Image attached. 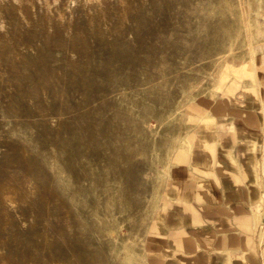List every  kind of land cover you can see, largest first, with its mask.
Returning a JSON list of instances; mask_svg holds the SVG:
<instances>
[{
  "label": "rangeland",
  "instance_id": "1",
  "mask_svg": "<svg viewBox=\"0 0 264 264\" xmlns=\"http://www.w3.org/2000/svg\"><path fill=\"white\" fill-rule=\"evenodd\" d=\"M79 1L0 0V264H152L172 170L243 110L264 173V0Z\"/></svg>",
  "mask_w": 264,
  "mask_h": 264
},
{
  "label": "crops",
  "instance_id": "2",
  "mask_svg": "<svg viewBox=\"0 0 264 264\" xmlns=\"http://www.w3.org/2000/svg\"><path fill=\"white\" fill-rule=\"evenodd\" d=\"M243 111L172 170L167 204L153 221L152 264H263L260 112Z\"/></svg>",
  "mask_w": 264,
  "mask_h": 264
},
{
  "label": "bare ground",
  "instance_id": "3",
  "mask_svg": "<svg viewBox=\"0 0 264 264\" xmlns=\"http://www.w3.org/2000/svg\"><path fill=\"white\" fill-rule=\"evenodd\" d=\"M17 1V0H16ZM19 1V0H18ZM73 1V0H72ZM74 1H79V0H74ZM87 1H90V0H87ZM97 1V0H96ZM80 2V1H79ZM91 2V1H90ZM17 3H19V2H17ZM20 5V4H19ZM20 8V7H19ZM3 187H4V184H0V193H1V195H3L4 193H5V195H6V197H7V199H8V202L9 203H15L16 201H15V197H14V194L11 192H5L4 191V189H3ZM48 237V236H47ZM48 241V240H47ZM57 259V258H56ZM6 260V259H5ZM54 260V259H53ZM54 263L55 264H64V263H62V262H60V261H58V260H55L54 261ZM69 264V263H68ZM71 264H73V263H71Z\"/></svg>",
  "mask_w": 264,
  "mask_h": 264
}]
</instances>
